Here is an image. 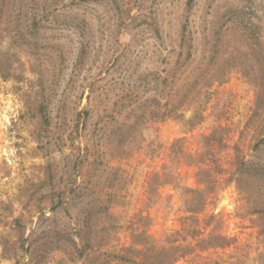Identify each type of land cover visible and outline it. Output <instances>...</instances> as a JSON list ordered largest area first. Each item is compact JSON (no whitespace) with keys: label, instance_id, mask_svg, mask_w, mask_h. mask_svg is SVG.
I'll return each instance as SVG.
<instances>
[{"label":"rangeland","instance_id":"rangeland-1","mask_svg":"<svg viewBox=\"0 0 264 264\" xmlns=\"http://www.w3.org/2000/svg\"><path fill=\"white\" fill-rule=\"evenodd\" d=\"M172 245L264 264V0H0V264Z\"/></svg>","mask_w":264,"mask_h":264},{"label":"trees","instance_id":"trees-1","mask_svg":"<svg viewBox=\"0 0 264 264\" xmlns=\"http://www.w3.org/2000/svg\"><path fill=\"white\" fill-rule=\"evenodd\" d=\"M185 42V39L183 40V43ZM191 56V54L189 55ZM167 111H163V113H149L151 114L152 116H154L155 118H159V119H163V120H166V119H183L184 116H182V114H178V113H171L172 111H168V113H166ZM199 111H197L195 113V115L187 122V124H189L190 127H195L197 125H200L203 120H204V113H198ZM208 144L211 146L212 144V137H207L206 138ZM210 154V153H208ZM212 156V155H211ZM204 167L209 168L207 167V165H204ZM208 170V169H207ZM203 169H201V172H204V174H206V176H208L209 178V174L207 173H210V171H206ZM190 193H191V196L188 197V205H190L189 207V214H190V220L193 221V223L196 222V215L201 213V211L203 210L204 208V204H205V200H204V196L205 194H207L206 192H202V191H199V190H188ZM198 203V204H197ZM63 240L59 239L57 242L59 244H61ZM73 244L75 245V241H73ZM189 249V245H179L178 247L172 245V247L170 249H168V251H166V249L163 250V252H168L169 253V256L170 257H165L163 258L162 256L160 257V259H154L153 261H150L148 263V261L146 262H135L134 264H175L179 261V259L183 258L185 255H186V251L185 250H188ZM180 252L181 253V256L180 258H177L175 255L177 252ZM171 256L173 257V259L171 258ZM177 260H176V258Z\"/></svg>","mask_w":264,"mask_h":264}]
</instances>
